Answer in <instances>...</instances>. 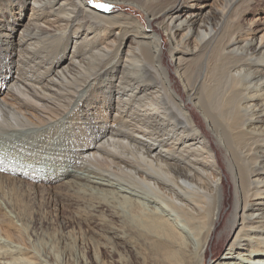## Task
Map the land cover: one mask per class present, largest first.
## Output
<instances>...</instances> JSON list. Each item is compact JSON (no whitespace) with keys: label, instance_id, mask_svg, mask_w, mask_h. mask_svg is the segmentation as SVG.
<instances>
[{"label":"bare ground","instance_id":"6f19581e","mask_svg":"<svg viewBox=\"0 0 264 264\" xmlns=\"http://www.w3.org/2000/svg\"><path fill=\"white\" fill-rule=\"evenodd\" d=\"M7 1L0 0L1 45L8 48L11 59L8 64L11 71L0 76V131L7 134L0 136V173L23 174L25 163L21 158L28 159L36 152L52 148L57 149L51 160L62 158L66 151L62 147L72 136L66 133L69 128L74 130L83 121L96 125L97 129L101 126L95 143L86 148L80 160L71 159L79 171L46 180L60 182L71 177L70 181L82 190L95 214L111 210L140 236L145 234L148 244L161 248L159 260L163 264H206L224 207V172L210 139L174 88L171 73L164 65L163 36L146 32L135 17L124 13L102 18L100 23L109 24L102 26L104 35L100 39L91 36L82 25H75L78 19L72 24L76 18L90 17L81 0H16L17 8L6 9ZM106 1L140 8L144 0ZM208 1L178 0L158 14L145 13L151 29L159 14L164 17L165 34L172 44L171 56L176 60V73L188 102L198 108L218 145L224 146L229 155L227 162L236 184L231 224L237 227V233L217 264H264V40L257 39L256 24L249 26L247 34L240 32L232 38H222L215 27L204 28L209 15L224 16L221 11L208 13ZM29 10L32 14L27 17ZM132 28L142 33L133 36ZM71 30L74 37H70L66 49L47 59L45 51L49 53L50 48L46 44L43 49L38 48V37L60 43ZM33 32L37 39L32 38ZM194 38L200 43L191 48ZM87 45H93L100 54L98 69L95 74L89 73L69 96L61 86L71 80L72 68L86 71L77 56H82L81 50ZM127 46L129 49L124 50ZM200 53H213L212 61L216 63L208 67L199 93L201 90L221 101L218 108L223 113L219 115L222 120L210 113L195 85L182 73V65ZM130 68L144 74L147 86L143 89L135 86L137 82L128 77ZM118 73L121 74L118 97L112 102V85ZM63 96L70 99L63 102L60 99ZM100 103L104 104L102 108L97 107ZM101 116L104 118L98 121ZM90 118L97 122L88 121ZM118 125L128 128L131 138L116 139L114 134L110 135L109 151L105 146L108 134L117 132ZM137 140L146 148L130 145ZM230 140L234 144L232 153ZM15 145L25 148V151L18 149L21 158L6 160L14 153ZM238 156L242 162L237 167ZM102 161L109 173L104 171L106 167L103 171L98 168ZM75 178L78 181L74 182ZM0 201L5 208L0 211V230L8 244L20 242L29 259L50 264L51 254L44 260L30 251L29 229L9 203H4L5 197ZM131 208L139 209L140 217L132 218L130 213L128 218ZM68 240L62 237L57 244L65 253L71 248Z\"/></svg>","mask_w":264,"mask_h":264},{"label":"rangeland","instance_id":"374dc122","mask_svg":"<svg viewBox=\"0 0 264 264\" xmlns=\"http://www.w3.org/2000/svg\"><path fill=\"white\" fill-rule=\"evenodd\" d=\"M81 1L86 5L83 6L89 12L90 17L89 19L88 17L76 18L73 20L72 24H74V22L78 19L76 21L77 23L75 22V25L77 24V27L82 25L84 32H89L91 36H95L98 39L104 35L105 28H102V26H109V24L100 23L102 18H108L113 13H124L129 17H135L141 23L142 27L145 28L146 32L151 31L152 33L163 36L164 65L171 73L174 88L178 95L185 101L187 110L192 113L199 128L202 132L204 131L203 133L206 134L205 136L210 139L212 148L217 155L218 164H220L219 167L221 166V169L224 172V207L220 221L213 234L210 247L208 248L206 259V264L219 263L222 257L228 252L229 247L234 241L237 233V227H234V224H231V219L235 211L234 204H236V184L232 178L227 162L229 155L224 146H221L220 144L218 145L217 138L213 135L211 130H209V127L201 116L198 108L195 107L193 103L188 102V96L185 92L184 85L176 73V60L171 56L172 44L165 34L163 25L164 17L162 14H159L151 23V27H153V29H151L149 18L145 13V11H150L152 14H158L163 10V8L165 9L174 6L178 0H144L143 4L139 6L140 8L135 6V4H125L124 2L119 4H110L106 0ZM16 4V0H9L6 3V9L16 7ZM95 4H106L109 7L107 10H102L94 7ZM208 6H210L207 10L208 13L221 11L224 13V16L220 17L216 14L209 15L203 23L204 28L207 27V25L215 27L216 31L221 32L222 38H232L240 32V34H247L246 30L249 26L256 24L255 30L257 33V39L264 40V0H209ZM31 14L32 11L29 10L26 13V16L30 17ZM141 33V30L136 28L131 29V34L133 36H139ZM34 34L35 33L33 32L32 38L37 39ZM70 37H74L72 30L70 32L67 31L66 35L64 34V38H61L60 43L50 42L43 37H38L39 40L37 41L40 42L38 48L40 47L43 49V46L46 44L45 46L50 48V52L48 53L45 51L47 55L45 56L47 59H50V57L54 58L58 55V53L61 54L64 49H66L67 42ZM1 43L2 38L0 36V76H5L6 72L8 73L11 71L8 70L10 69L8 64H10L11 59L8 48L6 46L3 47ZM199 43V40L194 38V43L191 48H194ZM128 49L129 46L124 48V50ZM81 52L82 56H80L81 54L76 56L81 63L80 66L84 67L86 71H81V68H72L70 70L71 80H69L67 84H64L65 87H63V85L61 86L62 89H67L66 94L69 96H71L69 93L77 90L80 84L82 85L86 77L90 74H95V70L98 69V56L100 54L97 53L98 51H96V48L93 45H87L81 50ZM69 54L71 53L67 52V55ZM45 56L43 55L42 57ZM212 57L213 53H200L199 56L195 57L192 61L182 65V67H184L182 73H185L187 78H189L195 85L197 91L196 93L199 96L201 95V99L204 105L209 108L210 113L214 115L215 118L220 119L219 115H223L222 111L218 108L220 107L221 101L219 99L210 98L209 95L202 93L201 90V94L199 93L200 84L207 76L208 67L216 63V60L212 61ZM209 63L212 64L207 65ZM130 70L128 77L132 79L134 83L137 82L135 86L142 87V89L144 86H147L148 82L145 81V76L142 72H137L131 68ZM80 73L81 75H79ZM120 77L121 74L118 73L116 79L113 81L112 88L114 89V99L111 100L112 102L116 101L118 97L116 90ZM10 95L11 93L8 94V97H10ZM60 96L61 95H59V97ZM69 96H63L60 99L61 101L66 102L67 98L70 99ZM101 105L102 104L100 103L97 107L102 108L104 106V104L102 106ZM81 115L84 114L81 113ZM100 118L104 117H99L98 121H101ZM88 121L95 123L97 122V119L93 121V119L90 118ZM109 122L112 123V120L110 119ZM69 129L66 133L68 136L72 134V141L70 140L66 143L67 145L65 144V146L62 147V150H66L65 152L63 151L64 155L62 158L53 159V161L51 160L54 158V150L57 148L46 150V152H36L34 153L37 155H35L36 157L33 154L29 156L28 159L21 158L19 153L20 151H25V148L15 145L16 147L13 146V155L10 153L6 160H10L12 158L16 160V158H21V160L25 163V171H22L23 174H12L10 172L0 173V196L1 198L2 196L6 198L7 201L4 203H9L10 209L18 214L20 220L29 229L30 241L28 243L30 244V251L32 253L39 254L41 259L44 260H47V255L51 254L53 258L48 259L50 264H84L85 262L89 264H163V262L159 260L161 256V248L157 245H152L155 246V248L152 247L151 244H148L146 239H144L147 237H144L145 234L144 236L142 235V238V236H140L141 234L133 230L132 226H130L127 221H123L122 219L115 217L111 210V214L108 211L95 214L91 210L90 201L85 197V194L82 193V190L80 188H76L73 181H70L71 177H68L66 180L60 182L46 180L47 177L50 176L58 175L63 177V173L66 175L68 171H79V169L75 168V165L72 164L71 161L80 160L86 148L95 143V138L99 135V131H101L102 127L100 126V128L97 129L96 125L83 121L81 124L76 125L74 130ZM117 129V132L113 131L111 134H108V142L105 146L109 151L110 135L114 134L116 139H126L125 137L131 138V132L128 128L123 129L120 125H118ZM5 135H7L5 132L0 131V136L5 137ZM126 141L127 140L123 142L126 144ZM142 141H145L146 143H153L150 139H142ZM142 141H133L134 143L130 145H133V147H137L138 149H144L146 147ZM231 142L232 141L230 140L229 144L225 141V143H228V146H230L232 153V147H234V144ZM18 149L20 151H18ZM251 157V159L256 160L253 155H251ZM103 158L106 157L104 156ZM46 159H49L50 161ZM241 162L242 161L238 156L236 159L237 167L241 164ZM99 164H101V166L98 168L103 171V168L107 165L106 162L102 161V163L100 162ZM107 168L108 166L104 168V171L109 173V168ZM75 181H78L77 178H75L74 182ZM4 209L3 201H0V211H4ZM131 209H129L130 212L128 211V218L131 216L133 218V216L136 215L137 217H140L141 213H139V209ZM130 213L131 216L129 215ZM62 237H66L69 239L68 241L71 242V248L66 251V253L62 247L57 245L58 241ZM50 240L52 241L51 243ZM23 249V245H21L20 242L8 244L5 236L0 230V253H2L0 258L3 256L5 257L4 259H0V264H27L30 261L31 263L28 264H45L44 262H40L41 260L29 259L25 254H23Z\"/></svg>","mask_w":264,"mask_h":264},{"label":"snow or ice","instance_id":"6c2138e0","mask_svg":"<svg viewBox=\"0 0 264 264\" xmlns=\"http://www.w3.org/2000/svg\"><path fill=\"white\" fill-rule=\"evenodd\" d=\"M94 7L100 8L102 10H107L109 6L106 4H95Z\"/></svg>","mask_w":264,"mask_h":264}]
</instances>
